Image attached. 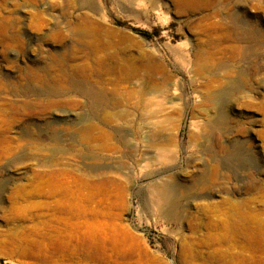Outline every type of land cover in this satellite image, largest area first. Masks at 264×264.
Segmentation results:
<instances>
[{
    "label": "rangeland",
    "instance_id": "rangeland-1",
    "mask_svg": "<svg viewBox=\"0 0 264 264\" xmlns=\"http://www.w3.org/2000/svg\"><path fill=\"white\" fill-rule=\"evenodd\" d=\"M0 264H264V0H0Z\"/></svg>",
    "mask_w": 264,
    "mask_h": 264
},
{
    "label": "bare ground",
    "instance_id": "bare-ground-1",
    "mask_svg": "<svg viewBox=\"0 0 264 264\" xmlns=\"http://www.w3.org/2000/svg\"><path fill=\"white\" fill-rule=\"evenodd\" d=\"M83 22L84 24L81 26V28L78 27V29L82 31H85L86 33L83 34H79L75 37V39L86 42L88 45H90V39L96 37L99 34V23L97 22V20L94 17H91L90 15H85L83 17ZM77 27V26H75ZM73 29V28H72ZM77 30V29H76ZM79 30V31H80ZM78 31V32H79ZM91 53H93L92 49L90 50ZM89 52V53H90ZM77 56L73 55V59L72 60H76ZM48 81V80H47ZM51 84V83H50ZM84 93V92H83ZM87 96L90 98L92 97H96L95 95H93V93L90 90L86 91ZM85 94V93H84ZM86 96V95H85ZM94 99V98H93ZM121 136V135H120ZM125 138V137H124ZM123 138V139H124ZM214 170V169H213ZM215 173V171H212ZM214 177V176H213ZM212 178V177H211ZM216 178V177H215ZM172 194V193H171ZM169 191L167 190H160L159 191V198L160 201L164 202V203H169L170 201V195ZM173 202V201H171Z\"/></svg>",
    "mask_w": 264,
    "mask_h": 264
},
{
    "label": "trees",
    "instance_id": "trees-1",
    "mask_svg": "<svg viewBox=\"0 0 264 264\" xmlns=\"http://www.w3.org/2000/svg\"><path fill=\"white\" fill-rule=\"evenodd\" d=\"M141 35H143L145 37H149L150 36L148 33H141Z\"/></svg>",
    "mask_w": 264,
    "mask_h": 264
}]
</instances>
